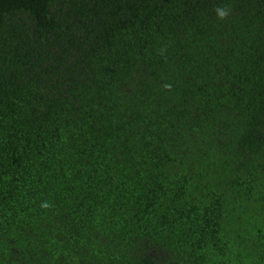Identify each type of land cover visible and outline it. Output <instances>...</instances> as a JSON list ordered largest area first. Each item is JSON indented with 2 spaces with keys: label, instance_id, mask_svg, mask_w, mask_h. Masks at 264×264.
I'll use <instances>...</instances> for the list:
<instances>
[{
  "label": "trees",
  "instance_id": "1",
  "mask_svg": "<svg viewBox=\"0 0 264 264\" xmlns=\"http://www.w3.org/2000/svg\"><path fill=\"white\" fill-rule=\"evenodd\" d=\"M0 264H264V0H0Z\"/></svg>",
  "mask_w": 264,
  "mask_h": 264
},
{
  "label": "clouds",
  "instance_id": "2",
  "mask_svg": "<svg viewBox=\"0 0 264 264\" xmlns=\"http://www.w3.org/2000/svg\"><path fill=\"white\" fill-rule=\"evenodd\" d=\"M225 11H223V10H221V9H217V15L219 16V17H224L225 16Z\"/></svg>",
  "mask_w": 264,
  "mask_h": 264
}]
</instances>
